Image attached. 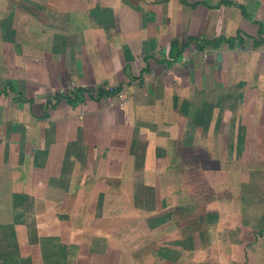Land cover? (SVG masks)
<instances>
[{
	"label": "crops",
	"instance_id": "1",
	"mask_svg": "<svg viewBox=\"0 0 264 264\" xmlns=\"http://www.w3.org/2000/svg\"><path fill=\"white\" fill-rule=\"evenodd\" d=\"M139 1L151 9L147 28L140 32L135 0L25 1L30 28L46 26L50 36L44 40L50 44L52 35L66 34L73 22L86 23L89 9L96 10L98 23L116 27L110 36L93 30L88 48L85 30L77 34L79 40L74 38L76 45L52 47L50 53H61L65 60L55 66L59 77L50 86L53 95L74 85L94 90L95 96L103 83L121 88L112 99L85 94L74 106L58 100L49 117H36L50 88H39L29 74L12 78L14 89L23 97L27 89L29 97L12 103L14 116L0 115V264H264V42L245 50L224 41L206 44L199 56L194 54L198 68H169L164 61L173 41L193 36L212 40L244 30L252 39L261 29L259 39L264 40V0ZM0 4L15 10L22 3ZM40 6L52 19L46 15L44 21L36 11ZM62 9L81 12L58 19L54 14ZM163 25H170L168 32ZM30 33L33 40H42L39 33ZM71 58L78 70L73 78L67 70ZM146 58L148 64L155 61L154 70ZM137 76L143 79L141 92L130 89ZM179 82L189 90L186 113L179 107L187 98L176 91ZM137 127L146 137L156 128L165 134V127L177 140L186 132L193 141L206 136L208 157L214 151L210 139H219L220 169L206 161L205 172L236 191L215 190L206 177L200 178L205 191L193 185L184 195L167 175L150 181L148 158L138 162V149L129 146ZM164 152L166 157L169 150ZM231 153H237L238 162ZM165 157L164 174L174 165L167 166Z\"/></svg>",
	"mask_w": 264,
	"mask_h": 264
},
{
	"label": "rangeland",
	"instance_id": "2",
	"mask_svg": "<svg viewBox=\"0 0 264 264\" xmlns=\"http://www.w3.org/2000/svg\"><path fill=\"white\" fill-rule=\"evenodd\" d=\"M25 1H28V0H25ZM25 1L21 0V3H22L21 6L19 7L17 5L15 10H12L9 7L7 9H4V7L0 6V8H1L0 9V90L4 87H6V89H7L6 84L9 82L11 83V85L14 86V79L15 78L21 77L22 79H24L25 74L27 76H28V74L31 75L32 77L34 76L35 79H33V80L37 85H39V88H50L51 93L49 92L48 95L46 96V103H44L42 105L41 111H39V109L36 111L35 109L37 107H34V105L32 107L35 108L34 110L36 112V114H35L36 117H42V116L43 117H45V116L49 117L50 116L49 113H51L52 108L54 107V104H56L58 100L66 99V96H68L70 93L74 92L75 88L77 87V85H74L73 87L68 88L66 90V92H64V89L60 88V92L57 93V94H59V96H57V97L52 94L53 88L50 86H51V84L56 83L57 82L56 77H59L58 68H56L59 65H56V64H57V62H58V64H59V62L62 63V61L65 62V60L61 58V55H60L61 53H58L56 55H54L53 53L52 54L50 53V51H52V47H54L55 44L57 45V47H63V46L71 47L72 44L76 45L77 43L74 41V38H77L78 33L83 34V32L85 30V35H86L85 38H87V37L89 38V41L86 40V47L88 48L90 46V44L92 43V39H93V32L92 31L93 30H95V29L99 30V31L101 30L102 34L104 36L106 34H107V36H110V33L116 32V30H114V28H116V27L113 28V26H114L113 22H111L110 24L98 23L97 20H94V17L96 16V15L94 16V14H95L96 10H93V9L90 10L89 9L88 13L86 14V18L88 20L86 23H80L78 25L77 22H73V26L68 27L70 30H68L66 34L64 33L63 35H61V34L57 33V35L56 34L52 35L53 37H55V39H54L55 42L53 44H50L49 43L50 40H49V42L44 40L45 36L46 37L50 36L49 30H46V26H43L42 27L43 29H40V28H37L36 26L32 25V27L30 28L29 20H28L29 19V13L28 12H30V9L28 7L29 4L27 5ZM41 2H46V0H41ZM67 3H68V1L65 2V4H67ZM5 4L7 6L8 5L13 6L7 2H5ZM51 4H53V3H51ZM75 5H77V4H73V6H75ZM135 5H136L135 8H137L134 11L135 17L138 16V23L135 27L140 32V30L147 28V26L145 27V25L147 23L146 16L148 15V11L150 12L151 9L147 10L148 8H145V6L142 7L139 0L138 1L135 0ZM26 9L29 11H26ZM62 10H59L57 12V14L56 13L54 14V16H58V19H60L59 16H63L64 18L69 19V16L71 14L72 15H73V13L79 14L81 12V11H73V10L70 11L67 9H65V10L62 9ZM36 11L41 14L40 16L43 17L44 21H45V16L50 15L49 12L46 11V9L44 7H41V6L39 7V9H36ZM48 17L50 18L51 16H48ZM50 19H52V18H50ZM166 22H167V20L164 21L163 23H166ZM253 22H254L253 24H255V25L260 24L259 22H255V20ZM13 23H15L16 26L18 25V28H20V31H16V29H14L15 31H13V26H12ZM169 26L170 25H168V26L163 25L162 26V27H164L163 32L165 30H167V32H168ZM162 27H160V28H162ZM165 27H166V29H165ZM250 28L252 30L254 29V31H255V29L257 30V28H253V27H250ZM262 29L264 30V26H262ZM30 31H32L34 33H39V35L42 37V40H41L42 42L39 40L38 41L33 40L31 38V35H29V34H31ZM242 31H244V30H242ZM242 31H240V30L237 31V32H239L238 36L235 34L236 30L233 32V35H231L234 37L237 36L236 40L234 41L233 47L236 46L237 48H242L243 50H245L246 46L249 47L250 45H252V46H254V48H256V47H258V45H260L264 42L263 38L259 39V37H260L259 30L256 31V36H254L252 39H247V36H246V35L249 36L250 32H248V31L242 32ZM18 32H21V35H19ZM146 32L149 33L148 29H145V33ZM260 33H262V30ZM244 35L246 36L245 38L242 37ZM53 37H51L52 40H53ZM227 39H230V38L227 37ZM77 40H79V39L77 38ZM108 40H110V37L108 38ZM223 41L229 45L228 40L224 39ZM223 41H221V42H223ZM110 42H112V38H111ZM175 42L178 44L179 47H183V49L180 50L178 48L180 50V52L176 53V51H174V48H173L171 50L170 56L164 60L166 62L165 64H167V66H169V68L172 67L173 65L177 66V68H182V69H184L186 66V68H185L186 70H187V68L191 69V66L198 68V65H200V62L196 61L194 54L197 53V56H199V54H198L199 50H201L202 48L201 49L198 48L194 42H192L193 44L187 43L188 41L181 42V43H178L177 41H175ZM221 42H219V44ZM186 47H189L188 50H186ZM183 51H185V53H182ZM189 51L192 52V54L188 55ZM34 53L36 54V56H33ZM108 53L109 52L106 51V54H108ZM164 54L165 53H162L161 56L163 57ZM48 56H51V58H48ZM52 56H54V57L52 58ZM146 62H147L146 64L149 65L151 67V69H153V70H154V66L157 65L155 63V61H153V59L148 64V61L146 58ZM76 63L77 62L74 59L72 61V58H71L70 64L67 66V68H68L67 70H69V72H71L70 75H72V78L75 77L77 75L76 72H78ZM216 64H218V63H216ZM142 65L143 64H141L140 66H142ZM190 69H189V72H190ZM146 70L148 71V69H146ZM215 74L217 77H219L221 75L220 63H219V67L217 66V68L215 69ZM65 75L66 74H64V76ZM140 75H142V73ZM147 76H150V73H147L144 75V81H147V79H146V78H148ZM13 77H14V79H12ZM137 78L140 79V82L135 81V79H137ZM135 79L133 81H131V83L129 82L130 84H133V83L135 84V85L133 84V87L130 89L135 88V89L140 90V92H141L143 79H141V76H137ZM129 83H127V84H129ZM218 83L220 84L219 81H218ZM104 84L105 83L102 84L103 89L111 90L113 87H115L112 85L107 87ZM180 84L181 85H179V87L177 88L176 91L178 92L180 97H184V96L187 97L188 92H189L188 86H186L185 82H181ZM143 85H145V84H143ZM147 85H146V87H147ZM62 87H63V85H62ZM119 91L117 93H113L111 95L103 96L102 98L103 99H105V98H111L112 99V97L119 95L118 94ZM91 93L95 96L94 90H91ZM85 94H87V93H85ZM85 94H84V96H85ZM23 95H24V97L22 95L17 96V94L12 92V91H9L8 94H6V95H0V115H1V113L4 112V113L8 114L7 117L14 116L15 110L13 112H11V110L14 107L12 105V103H14V102L19 103L20 101H22L23 98L28 99L29 94H28L27 89L25 90V93H23ZM12 96L14 97V99L12 98ZM87 96H89V94H87ZM198 97H200V95ZM2 98H5V99H2ZM174 98H176V96ZM54 99L56 100L55 102L53 101ZM99 99H101V98H99ZM47 102L49 104H52V105H49ZM9 103H11L10 106H9ZM175 103L178 105V99L177 98H176ZM180 103H182V106H179V107H182L181 110L184 111V113H186L188 109L190 110V108H189L190 101L188 100V97L183 98V101ZM17 108L22 109L23 107L17 106ZM185 115H187V114H185ZM145 123L146 122H136L135 124L142 125ZM187 123L189 124V121H187ZM6 124L8 125V127L12 126V120H7ZM188 126H190V125H188ZM160 128H163V127H160ZM165 128L167 129V132L163 135L158 134L159 128L158 129L156 128L152 133H150L146 137V134H144L143 132L138 130V127H137V129L134 130V134H133L132 138L130 139L131 142H129V146L131 148H133L135 150L138 149V151H139V153L137 154V160H139L138 162L146 161V159L148 158L151 169L149 171V174L146 175V177H149L150 181L154 180L157 183L159 181L160 175H167L166 178H170L172 183L180 184L179 190L184 195L185 193H188L190 191V189L193 188V185L194 186L196 185L199 190L201 189V190L205 191V183L203 182L202 179L200 180V178L206 177L207 180H210V178L213 180V182L212 181L211 182L213 183V187L215 190L218 189V191H220L223 189V192H225V194H231V193L236 191V188L233 185H229V187H228V185L226 183H225V185L222 184V180H220V177H216L215 174L212 175L211 173L207 174L208 172L207 173L205 172L206 161H210L211 163H214L216 165V170L220 169L219 160L221 157V153H220V148H218V145H220L221 142L219 139H216V138L210 139V143L214 144V146H213L214 151L212 153L213 155L210 154L209 155L210 157H208V154L205 152L206 151V143H207V139L205 138L206 136L202 139L197 140V141H195V140L193 141V139L189 136L188 132H186L185 134L182 135L181 138H179V140H177V139H175L177 137H173L175 132L170 133L168 131V129H170V128L169 127H165ZM10 131H11V129H10ZM160 131H162V130H160ZM6 133H7V129H6ZM56 139H58V137ZM196 144H199V145H196ZM174 146L177 149V151L173 150ZM230 147L231 148H229V150L231 152V151H233L232 145H230ZM145 148L149 152L147 151L143 154H140L142 149L144 150ZM165 150H169V152L167 153L168 155H166V157L164 156ZM190 150H193V153H190ZM163 156L166 159V165L167 166L170 164L169 162H174L173 163L174 165H172L171 169H166L165 174H164V169H162V167H163L162 161L164 159ZM212 156H213V158H212ZM230 156L234 157L233 158L234 162L235 161L238 162L237 161V158H238L237 153H234V154L231 153ZM157 157H160L161 162L158 161ZM170 157H171V159H170ZM179 163H181L180 167L178 166ZM158 168H159V170H158ZM172 168H174V169H172ZM138 173H139L138 178L139 177L141 178V175H140L141 171H138ZM227 175H228V173H227ZM218 178H219V180H218ZM160 179H163V178L160 177ZM171 182L169 181V185L171 184ZM169 185L166 186L167 189H173L174 188L172 185L171 186H169ZM163 188H165V186ZM207 188H208V186H207ZM160 189L162 190V188H160Z\"/></svg>",
	"mask_w": 264,
	"mask_h": 264
},
{
	"label": "trees",
	"instance_id": "3",
	"mask_svg": "<svg viewBox=\"0 0 264 264\" xmlns=\"http://www.w3.org/2000/svg\"><path fill=\"white\" fill-rule=\"evenodd\" d=\"M198 3V2H197ZM221 3H225V4H230L232 3V1L230 0H223L221 1ZM196 4V3H195ZM242 11L244 12V8L241 7ZM260 32H261V29L259 31V35H260ZM236 35L238 36L239 35V32H236ZM237 36H231L229 37L230 39H227V37L225 36H218L212 40H209V39H206L204 37H201V38H198V37H189L188 39V42L187 43H191L192 41L195 43V45L198 47V48H204V46L206 44H211V45H214V46H217L219 44V42L223 41L224 39L228 40L229 42V46L232 47L233 44H234V41L236 40V37ZM175 46V47H174ZM178 44L173 41L172 45H171V50L174 48V51H176V53H179L180 50H181V47H177ZM180 50H179V49ZM7 86V89L6 87L2 88L0 90V95H6L8 94L9 91H12L14 93L18 95H20L19 91H16L13 87V85H11V83H7L6 84ZM120 86H116V87H113L111 90L109 89H103V88H100L97 92V95L94 96L92 93H91V90L88 89V88H85V87H81V86H77L74 90V92L70 93L68 96H66V100L69 104L71 105H76L77 103L81 102L84 100V94L87 93L89 94V96H91L92 98H95V99H99V98H102L103 96H106V95H111L113 93H117L119 90H120ZM54 96H59V94H54ZM12 98L14 99V97L12 96ZM48 103V102H47ZM49 104V103H48ZM49 105H52V104H49ZM46 106V105H45Z\"/></svg>",
	"mask_w": 264,
	"mask_h": 264
}]
</instances>
